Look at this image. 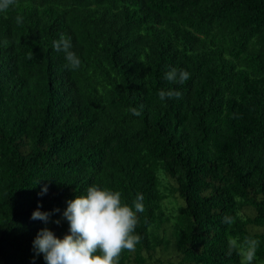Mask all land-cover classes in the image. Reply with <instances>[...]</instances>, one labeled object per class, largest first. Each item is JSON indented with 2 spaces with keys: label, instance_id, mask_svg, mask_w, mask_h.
Segmentation results:
<instances>
[{
  "label": "trees",
  "instance_id": "1",
  "mask_svg": "<svg viewBox=\"0 0 264 264\" xmlns=\"http://www.w3.org/2000/svg\"><path fill=\"white\" fill-rule=\"evenodd\" d=\"M61 35L77 70L52 47ZM171 68L190 78L168 82ZM169 89L181 97L160 100ZM92 185L134 211L144 197L141 241L117 264H240L228 239L245 236L264 264V0H16L0 12V264H46L38 231L63 238L67 202ZM38 207L47 222L31 219Z\"/></svg>",
  "mask_w": 264,
  "mask_h": 264
},
{
  "label": "clouds",
  "instance_id": "2",
  "mask_svg": "<svg viewBox=\"0 0 264 264\" xmlns=\"http://www.w3.org/2000/svg\"><path fill=\"white\" fill-rule=\"evenodd\" d=\"M16 4V0H0V12H7ZM16 23L22 24L23 17L17 16ZM52 47L57 52H63L66 66L77 70L81 60L71 50L70 38L61 35L53 41ZM31 54L29 59H31ZM170 83L184 84L190 73L185 70L171 68L164 77ZM181 92L175 90H160V100L165 98H180ZM131 113L137 117L141 111L131 108ZM47 192V186L42 188V195ZM143 194H138L133 201V207L122 203L121 193L107 188L92 185L86 195H77L67 202L63 217L68 221L69 231L63 238H57L48 228L38 231L33 240V248L37 254H43L46 264H117V258L123 250L135 251L141 237L134 230L138 223L136 213L145 211ZM31 219L47 222L49 213L41 212L39 207L31 214ZM235 218L226 216L224 222L234 223ZM59 223V221H55ZM259 240L245 236L228 239V252L233 251L240 257V264H253L256 258Z\"/></svg>",
  "mask_w": 264,
  "mask_h": 264
}]
</instances>
